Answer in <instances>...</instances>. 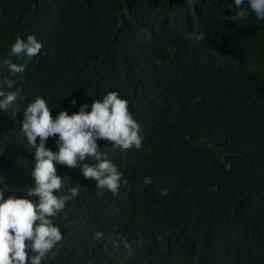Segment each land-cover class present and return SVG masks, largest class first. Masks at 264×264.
I'll list each match as a JSON object with an SVG mask.
<instances>
[{
    "label": "trees",
    "instance_id": "1",
    "mask_svg": "<svg viewBox=\"0 0 264 264\" xmlns=\"http://www.w3.org/2000/svg\"><path fill=\"white\" fill-rule=\"evenodd\" d=\"M194 9L195 20L187 0H0V61L17 37L43 44L22 75L0 65V90H21L0 111L5 198L37 200L27 197L35 149L21 131L37 96L55 118L115 91L142 137L139 150L97 141L123 173L116 196L57 166V195L80 188L54 218L62 239L42 264H264V20L224 19L234 0ZM56 139L45 147L57 151Z\"/></svg>",
    "mask_w": 264,
    "mask_h": 264
},
{
    "label": "clouds",
    "instance_id": "2",
    "mask_svg": "<svg viewBox=\"0 0 264 264\" xmlns=\"http://www.w3.org/2000/svg\"><path fill=\"white\" fill-rule=\"evenodd\" d=\"M187 2L195 20L194 0ZM244 3L245 0H234L236 15L224 19L243 21L251 12L257 20H264V0H247L248 8L243 7ZM203 39V35L195 36L197 41ZM42 48L43 44L34 35L27 36L26 40L17 37L0 65L12 77L22 75ZM13 57L23 62H13ZM16 83L9 78L3 81L7 89H13ZM18 99H21L19 88L0 90V111L7 112ZM72 104L75 106L76 101L72 100ZM87 107V104L81 105L79 111L71 115L60 111L53 118L46 100L39 96L26 106L21 131L29 148L35 149L34 168L30 172L34 185L28 189L27 197L37 200L15 195L5 198L4 189L0 188V264H42L61 241V231L53 220L64 211L66 203L79 194L80 185L57 195L64 188V180L57 174L58 165L79 169L85 179L96 182V189L110 191L113 196L119 194L123 173L100 151L97 141L104 140L120 150H130L133 146L139 150L142 146L140 125L130 113L128 101L115 91H109L102 100L93 101L90 112L85 111ZM50 137H57V151L45 147ZM89 159L97 163L89 164ZM150 183L151 177H145L144 184ZM168 194V189L160 193L161 196ZM102 235L97 232L95 239H101ZM125 247L130 251V245L125 243Z\"/></svg>",
    "mask_w": 264,
    "mask_h": 264
}]
</instances>
